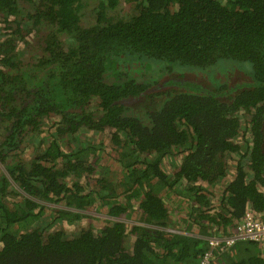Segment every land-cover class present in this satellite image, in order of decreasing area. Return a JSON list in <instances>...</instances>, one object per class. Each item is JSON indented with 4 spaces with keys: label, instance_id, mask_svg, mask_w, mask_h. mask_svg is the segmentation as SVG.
I'll return each mask as SVG.
<instances>
[{
    "label": "trees",
    "instance_id": "16d2710c",
    "mask_svg": "<svg viewBox=\"0 0 264 264\" xmlns=\"http://www.w3.org/2000/svg\"><path fill=\"white\" fill-rule=\"evenodd\" d=\"M90 2L0 0V264H264L257 243L209 245L246 209L264 219V0H94L86 18ZM45 118L111 130L120 179L89 147L19 158Z\"/></svg>",
    "mask_w": 264,
    "mask_h": 264
},
{
    "label": "rangeland",
    "instance_id": "374dc122",
    "mask_svg": "<svg viewBox=\"0 0 264 264\" xmlns=\"http://www.w3.org/2000/svg\"><path fill=\"white\" fill-rule=\"evenodd\" d=\"M97 1V0H96ZM223 1V0H221ZM94 0H92V2H90L87 10L85 11V17L88 18L90 16V14L95 12V3H93ZM224 3V2H222ZM132 9L131 6L129 4H123L121 5V8H118L116 10L117 13V17L122 18V19H127L129 18V16L131 15ZM36 44V42H30L28 46H24V45H19L18 49H16L18 51V54H20V56L22 57V59L26 58L28 56V52H26V49H29L31 47H34ZM17 53V52H16ZM44 121H47L43 126H42V130L41 132L38 134V136L35 138L34 141L31 142V144L29 141L27 140L25 141V145L23 143V149H22V153L18 156L19 158L25 160V161H29L30 159L33 158L34 154L37 152L42 151L43 149L46 148L47 145L50 144V142L52 141H56L57 144L60 146L61 151H63L64 153H70L73 151H79L80 149L89 147L91 148V155L88 156L87 161L90 162L92 159H90V157H94V151H96V154H98V158H95L94 160L97 161L96 164L102 163L103 166L108 167V171L110 172V170H112V179L115 180V178H117L120 173H122V170L120 168V164L119 163H115L113 161L107 162L106 156L108 154L109 151V147H110V141H109V136L111 133V130H105L104 132H94V131H89L85 128H81L82 130L76 134L73 135H69L66 134L64 136H56L55 135V128H54V123L55 121L52 119H46ZM250 139V135L249 133H247L246 131L241 130L239 133V136L234 140L236 144L240 145L242 148V152L241 153H245V146H246V141H248ZM35 143V144H34ZM45 147V148H44ZM41 148V150H39ZM94 149V150H92ZM39 150V151H38ZM174 151V150H172ZM174 153V152H172ZM179 155L177 154H170L169 156H167L163 162L161 163V168H163L164 170H168V169H173L176 167V164L178 163L179 159ZM108 159V158H107ZM118 180L120 178H117ZM217 186V187H216ZM215 186V190L210 191L211 196L213 199H215V201L218 200V192L224 187V185H216ZM89 215L95 216L97 218H99L100 220H102V224L99 222H95L93 225L95 228L92 227V230L94 229V231H99L102 227H103V222L104 219L107 218V216L105 215V213L103 212H88ZM46 218L48 213L46 212L45 214ZM89 223H92V220L88 221H82V222H78L76 224H73L72 226L70 225V227H65L66 224H62V227L65 228L67 231L68 235H75L78 233L77 229L79 224L81 225V227H86V226H90ZM43 225V223L41 224V226ZM59 224L54 225L52 228L53 230H56L58 228Z\"/></svg>",
    "mask_w": 264,
    "mask_h": 264
},
{
    "label": "built area",
    "instance_id": "2783aa9c",
    "mask_svg": "<svg viewBox=\"0 0 264 264\" xmlns=\"http://www.w3.org/2000/svg\"><path fill=\"white\" fill-rule=\"evenodd\" d=\"M177 233L176 231H171ZM239 242L257 243L260 247L261 258L264 261V220L251 211H247L226 237H216L209 241V245L223 252ZM211 255L206 253L200 264H209Z\"/></svg>",
    "mask_w": 264,
    "mask_h": 264
},
{
    "label": "flooded vegetation",
    "instance_id": "af4514ba",
    "mask_svg": "<svg viewBox=\"0 0 264 264\" xmlns=\"http://www.w3.org/2000/svg\"><path fill=\"white\" fill-rule=\"evenodd\" d=\"M97 1H99V0H97ZM243 121V123H241V124H243L244 125V127L245 128H249V127H247V122L249 121V120H245V118L242 120ZM249 126V125H248ZM104 132V131H103ZM240 133V132H239ZM247 133H249L248 131H247ZM250 135V134H249ZM239 136V134L236 136V138ZM235 138V139H236ZM251 140L249 139L248 141H246V145H247V143H248V145H250L251 144V142H250ZM246 147V146H245ZM244 149V148H243ZM172 152H174V151H172ZM242 152V151H241ZM241 154H243V153H241ZM169 156V155H168ZM167 157V156H166ZM166 157H164L163 158V160L166 158ZM182 158V156L181 157H179V159H181ZM236 159H238V157L236 158H232V163H231V165L229 166L230 167V169H229V174H227L228 176H227V179H228V181H223V182H221V184L220 185H224V187H225V185L227 184V183H229L231 180H232V178H233V176H234V173H235V165H236ZM163 160H162V162H163ZM161 162V163H162ZM180 162V160L178 161V163ZM230 163V162H229ZM161 166V165H160ZM177 168L178 167H176L175 168V170H177ZM162 170H163V168H162ZM223 187V188H224ZM260 190L263 192V194H264V187H261L260 188Z\"/></svg>",
    "mask_w": 264,
    "mask_h": 264
},
{
    "label": "crops",
    "instance_id": "0c3cea01",
    "mask_svg": "<svg viewBox=\"0 0 264 264\" xmlns=\"http://www.w3.org/2000/svg\"><path fill=\"white\" fill-rule=\"evenodd\" d=\"M16 52L18 53L17 50H16ZM18 55H19L20 58H22V57L20 56V54H18ZM26 58H27V57H26ZM45 119H47V118H45ZM46 122H47V121H43L42 124L44 125ZM28 136H29V135L26 136V140H25V141L30 140V141H29L30 143H28V144H31V142L33 141L34 137H28ZM25 141H24V145H25ZM31 145H32V144H31ZM21 151H22V150H21ZM21 151H20V152H21ZM21 153H22V152H21ZM17 154H18V153H15V157H17ZM35 154H36V153H35ZM35 154H34V155H35ZM33 158H34V156H33ZM178 165H179V164L177 163V164H176V167H178ZM176 167H175V168H176ZM175 168H173V169H168V170H164V169H163V171H165V173H166V172H171V171L175 170Z\"/></svg>",
    "mask_w": 264,
    "mask_h": 264
},
{
    "label": "clouds",
    "instance_id": "9594fccd",
    "mask_svg": "<svg viewBox=\"0 0 264 264\" xmlns=\"http://www.w3.org/2000/svg\"><path fill=\"white\" fill-rule=\"evenodd\" d=\"M247 211H251V212L254 213L256 216H259V217H261V219H263L261 215L255 213L254 211H252V210H250V209H246V211L244 212V214H245ZM244 214H243V215H244ZM242 217H243V216H242ZM263 220H264V219H263Z\"/></svg>",
    "mask_w": 264,
    "mask_h": 264
}]
</instances>
